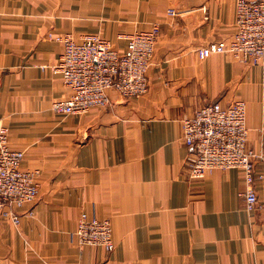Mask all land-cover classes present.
<instances>
[{"label": "crops", "instance_id": "crops-1", "mask_svg": "<svg viewBox=\"0 0 264 264\" xmlns=\"http://www.w3.org/2000/svg\"><path fill=\"white\" fill-rule=\"evenodd\" d=\"M236 1L0 0V123L39 184L19 224L0 215V264H264V209H247L243 170L189 178L182 130L207 102L245 99L264 203L263 70L228 53L198 55L232 37ZM155 23L146 94L110 89L105 107L52 111L71 90L51 69L64 46L50 33H99L125 52L128 34ZM82 211L111 221L114 250L72 238Z\"/></svg>", "mask_w": 264, "mask_h": 264}, {"label": "built area", "instance_id": "built-area-1", "mask_svg": "<svg viewBox=\"0 0 264 264\" xmlns=\"http://www.w3.org/2000/svg\"><path fill=\"white\" fill-rule=\"evenodd\" d=\"M169 13L176 15L178 11L171 8ZM159 36L158 23L136 30L126 36L127 50L120 52L99 33H87L80 39L71 33H50L51 38L64 46L61 57L51 69L61 75L71 90L68 97L52 103V111L64 115L82 114L92 108L105 107L110 102V89L125 97L146 94ZM214 53H228L242 64L261 67L264 77V0L236 1L232 37L198 49L201 59ZM182 130L189 148L186 159L189 178L202 179L214 169H242L248 184L244 192L247 209H264L253 186L255 164L260 155L248 145L245 99H236L227 105L220 101L207 102L182 118ZM24 157V150L11 147L9 129L0 123V215L14 224L21 222L20 209L33 204L39 194L36 173L22 167ZM71 235L80 246H100L107 252L115 248L111 221L87 211L80 213Z\"/></svg>", "mask_w": 264, "mask_h": 264}]
</instances>
